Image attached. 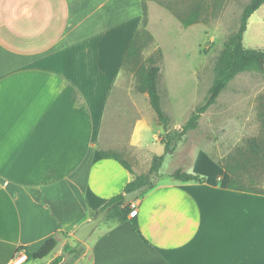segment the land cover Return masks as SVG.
<instances>
[{
    "label": "crops",
    "instance_id": "crops-1",
    "mask_svg": "<svg viewBox=\"0 0 264 264\" xmlns=\"http://www.w3.org/2000/svg\"><path fill=\"white\" fill-rule=\"evenodd\" d=\"M143 1L0 0V264L53 238L25 264H82L65 252L74 232L141 176L100 151L128 161L160 142L147 94L122 81ZM253 29L264 34V5L244 42ZM225 174L156 182L134 218L106 217L84 264H264V195L230 190Z\"/></svg>",
    "mask_w": 264,
    "mask_h": 264
},
{
    "label": "rangeland",
    "instance_id": "rangeland-1",
    "mask_svg": "<svg viewBox=\"0 0 264 264\" xmlns=\"http://www.w3.org/2000/svg\"><path fill=\"white\" fill-rule=\"evenodd\" d=\"M250 1H143L146 5L154 2L162 8L152 9L151 15L148 10L147 25L142 20L136 41L140 47L139 63L155 58L161 67L159 94L170 119L169 133L173 136L174 151L165 156L158 173L153 166L156 158L165 155L162 140L154 143L149 155L122 156L154 184L168 183L177 169L188 173L195 170L214 181L227 177L223 168L227 166L233 168L242 185L264 193V74L251 71L237 75L217 102L201 116L197 129L176 140L182 127L208 97L225 43L237 32ZM198 3L205 6L203 16L198 24L184 28L176 15L185 16ZM260 31L255 34L254 29L250 30L251 36L244 42L247 48L264 51V34ZM138 65L129 64L122 79L136 93H139ZM252 140L259 144V155L250 152ZM163 141L167 142L168 138ZM92 237L84 243L74 237L69 240L67 247L75 246L74 258H81L82 264L89 259L88 245Z\"/></svg>",
    "mask_w": 264,
    "mask_h": 264
},
{
    "label": "trees",
    "instance_id": "trees-1",
    "mask_svg": "<svg viewBox=\"0 0 264 264\" xmlns=\"http://www.w3.org/2000/svg\"><path fill=\"white\" fill-rule=\"evenodd\" d=\"M264 5V0H251L250 3L245 7L241 23L237 32L229 38L225 43V48L220 56L218 66L216 69V77L209 90V95L205 102L197 107L194 113L189 118L188 122L182 127V131L177 136V141L181 140L188 132L197 129L198 122L203 114H205L216 102L222 92L228 87L229 83L235 79V77L244 72H258L264 74V51L250 50L244 46V34L247 30L249 18ZM200 3L196 4L190 9L189 13L185 16L177 14V18L181 22L184 28H189L195 24H198L204 12ZM148 18V6L143 3V20L144 24ZM147 25V23H146ZM140 61V47L137 44L136 37L132 42L129 51L126 56L125 66L129 64H136V75L138 78L137 91L142 94H147L149 103L153 111L155 112L159 124L163 127L165 134L160 137L162 144L165 146V155L158 157L154 160V171L159 172L165 161V156L172 154L174 149L172 148V135L169 133L170 119L162 107L161 96L159 94V80L161 77V67L159 62L155 58H148L143 63ZM164 138H168L167 142H164ZM250 152L254 155L260 154L259 144L252 140L249 142ZM102 157L114 158L117 160L125 169L133 174L130 163L118 154L108 153L100 151ZM224 170L230 175L228 182V188L230 190L242 191L248 193L263 194L255 189L249 188L242 185L239 181V177L235 174L233 168L223 167ZM173 179L179 182H195L203 184L206 179L195 174L188 173L183 169H177L173 175ZM150 184L154 187V183L147 177L136 176L134 180L129 183L124 193L111 200L103 209L116 204V206L107 215V218L116 219L118 222H125L132 211V203H127L125 195L142 185ZM102 209V210H103ZM98 213L93 214L95 217ZM57 240L55 238L47 241L44 246L36 253H29L25 251L27 255V261H42L46 259L56 248ZM72 251L71 248L66 247L65 252ZM62 257L56 258L50 264H60Z\"/></svg>",
    "mask_w": 264,
    "mask_h": 264
},
{
    "label": "water",
    "instance_id": "water-1",
    "mask_svg": "<svg viewBox=\"0 0 264 264\" xmlns=\"http://www.w3.org/2000/svg\"><path fill=\"white\" fill-rule=\"evenodd\" d=\"M152 188V185H142L139 188L127 193L125 199L127 203H133L134 201L140 199L143 194L148 192ZM116 206L113 204L107 208L101 210L94 218L82 224L73 234L74 238L80 242H86L106 219L110 211Z\"/></svg>",
    "mask_w": 264,
    "mask_h": 264
},
{
    "label": "built area",
    "instance_id": "built-area-1",
    "mask_svg": "<svg viewBox=\"0 0 264 264\" xmlns=\"http://www.w3.org/2000/svg\"><path fill=\"white\" fill-rule=\"evenodd\" d=\"M138 214V210L136 209L135 205L132 204V211L129 215V217L134 218ZM27 261V255L22 254L19 259H17L14 264H25Z\"/></svg>",
    "mask_w": 264,
    "mask_h": 264
}]
</instances>
